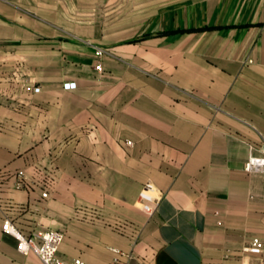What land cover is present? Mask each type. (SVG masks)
I'll list each match as a JSON object with an SVG mask.
<instances>
[{
    "label": "crops",
    "instance_id": "1",
    "mask_svg": "<svg viewBox=\"0 0 264 264\" xmlns=\"http://www.w3.org/2000/svg\"><path fill=\"white\" fill-rule=\"evenodd\" d=\"M86 6L0 0V264H43L8 219L67 260L264 264V0H144L109 45Z\"/></svg>",
    "mask_w": 264,
    "mask_h": 264
},
{
    "label": "built area",
    "instance_id": "2",
    "mask_svg": "<svg viewBox=\"0 0 264 264\" xmlns=\"http://www.w3.org/2000/svg\"><path fill=\"white\" fill-rule=\"evenodd\" d=\"M98 54H103V49H98ZM97 70L103 71L101 63L97 65ZM66 89H73L76 87V82H66L64 84ZM34 92H39L41 88L28 87ZM131 143V141H128ZM245 169L249 172H263L264 173V150H256L252 148L249 157L245 163ZM20 175H24V171L19 172ZM155 187L152 183L148 182L143 186V189L139 194V201L142 204L143 210L152 215L156 211L159 200L154 196ZM48 192H43V196L46 197ZM3 230L6 233L14 235L19 240V249L25 253L36 254L43 264H90L80 257H76L70 260L64 259L59 254L60 246L65 238V234L59 230H39L30 235H25L19 227L11 220H6L3 224ZM245 250L252 253H262L264 251V242L259 237H253L249 243L245 246ZM118 254L115 258V264H131L129 260L122 259L120 257V250L114 249Z\"/></svg>",
    "mask_w": 264,
    "mask_h": 264
},
{
    "label": "rangeland",
    "instance_id": "3",
    "mask_svg": "<svg viewBox=\"0 0 264 264\" xmlns=\"http://www.w3.org/2000/svg\"><path fill=\"white\" fill-rule=\"evenodd\" d=\"M144 0H102L103 4L100 6H87L85 9L86 26H93L96 32L97 39L102 43L109 45L116 39L111 38V34L116 31L133 30V28L140 26L141 23H131L132 13L140 8ZM166 3L183 0H165ZM118 3V6H111L112 3ZM130 15V18L129 16ZM130 19V21H129ZM120 41H123L121 39Z\"/></svg>",
    "mask_w": 264,
    "mask_h": 264
}]
</instances>
